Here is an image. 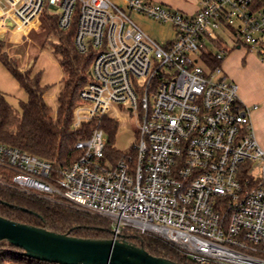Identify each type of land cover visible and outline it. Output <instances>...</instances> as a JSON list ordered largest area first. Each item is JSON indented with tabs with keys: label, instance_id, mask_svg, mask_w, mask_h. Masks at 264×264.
Segmentation results:
<instances>
[{
	"label": "built area",
	"instance_id": "obj_1",
	"mask_svg": "<svg viewBox=\"0 0 264 264\" xmlns=\"http://www.w3.org/2000/svg\"><path fill=\"white\" fill-rule=\"evenodd\" d=\"M258 0H198L187 13L152 0H0V38L30 31L47 10L59 27L75 22V46L93 56L73 127L94 121L79 155L50 161L0 142V186L157 234L198 264H264V149L239 86L204 54L231 29L264 58V6ZM54 8V11L52 10ZM139 13L170 23L159 41ZM226 50L216 53L222 58ZM137 119V140L116 160L106 153L102 119Z\"/></svg>",
	"mask_w": 264,
	"mask_h": 264
},
{
	"label": "trees",
	"instance_id": "obj_2",
	"mask_svg": "<svg viewBox=\"0 0 264 264\" xmlns=\"http://www.w3.org/2000/svg\"><path fill=\"white\" fill-rule=\"evenodd\" d=\"M257 6H264V0H258ZM47 28L45 43L58 58L63 71L61 89L57 95L58 108L54 114L45 95L50 87L43 84L41 72L22 67L16 56L11 55L12 43L0 38V61L27 93V100L20 102L18 111L0 90V142L17 146L22 150L50 161L54 171L70 165L79 155L76 142L90 135L94 121L83 123L74 128V108L80 102V91L88 82L92 55L80 53L75 46V22L67 30L59 27L57 15L47 10L43 12ZM55 38V42L51 39ZM211 68L221 66L222 58H217L211 50L204 54ZM102 126L109 138L106 153L111 160L118 159L123 152L114 146V136L118 129L116 119L104 117ZM0 215L31 225L41 226L79 237H114L108 219L58 204L24 192L0 186ZM122 238L143 246L156 256H163L179 264H198L177 245L163 237L126 227ZM22 248L0 242V264H57L35 259L22 253Z\"/></svg>",
	"mask_w": 264,
	"mask_h": 264
},
{
	"label": "rangeland",
	"instance_id": "obj_3",
	"mask_svg": "<svg viewBox=\"0 0 264 264\" xmlns=\"http://www.w3.org/2000/svg\"><path fill=\"white\" fill-rule=\"evenodd\" d=\"M121 3V0H114ZM158 2L157 0H152ZM160 3V2H158ZM54 11V8L52 9ZM143 25L149 27L148 33L156 37L159 41H166L171 37L172 28L169 23H158L155 21H141ZM152 29V30H151ZM14 35L10 53L16 56L22 67L32 69L33 73L41 72L42 83L49 84L46 93V101L52 107L53 113L57 111V94L60 89V82L63 78V71L58 58L51 49L50 43H45L47 28L43 16L41 23L30 31L10 32ZM9 35V37H10ZM7 37V39H9ZM55 42V38L51 39ZM226 50L221 60L222 73L228 80L238 84V96L246 105H258L253 112L254 126L257 138L264 148V58L258 49L250 48L248 44L239 41L237 35L231 29L219 31V39L209 44V50L214 53ZM0 90L7 95L8 101L21 111V101L27 100V93L19 85L17 80L0 61ZM120 118H117L118 129L114 136V146L122 151L132 150L134 142L137 140V119L134 115H124L120 109ZM108 140L109 134L105 132ZM111 229V223L108 224Z\"/></svg>",
	"mask_w": 264,
	"mask_h": 264
},
{
	"label": "water",
	"instance_id": "obj_4",
	"mask_svg": "<svg viewBox=\"0 0 264 264\" xmlns=\"http://www.w3.org/2000/svg\"><path fill=\"white\" fill-rule=\"evenodd\" d=\"M3 241L21 247L26 256L57 264H179L124 238L79 237L0 215Z\"/></svg>",
	"mask_w": 264,
	"mask_h": 264
},
{
	"label": "crops",
	"instance_id": "obj_5",
	"mask_svg": "<svg viewBox=\"0 0 264 264\" xmlns=\"http://www.w3.org/2000/svg\"><path fill=\"white\" fill-rule=\"evenodd\" d=\"M157 1L160 2V3H162V4L168 5V6H170V7L177 8V9H179V10H181V11H184V12H187V13H195V12L198 10V8H199V2H198V0H157ZM132 16H133V18L135 19V21L140 25V27H142L143 30H144L145 32H147V33H148V30H149V27H148L147 25H143L141 21H143V20H145V21H149V20H150V21H155V20L152 19V18L146 17V16H144V15H142V14L135 13V12L132 13ZM156 22L163 24V22H159V21H156ZM166 24H167V23H166ZM168 24H169V23H168ZM171 28H172V26H171ZM151 30H152V29H151ZM171 31H172L171 33H173V34H172L171 37L169 36V38H168L167 40L172 39V38L174 37V35H175L173 28H172ZM10 34H11V33H10ZM10 34H7V36H6L5 38L9 37ZM148 34H149V33H148ZM149 35H150L151 37L157 39L156 37L152 36L151 34H149ZM8 40H9L11 43L18 42V41H15V40H14V35H12V37H11V35H10V37H9ZM62 74H63V73H62ZM60 84H61V82H60ZM60 89H61V85H60ZM60 89H59V91H60ZM59 91H58V93H59ZM57 95H58V94H57ZM45 98H46V95H45ZM252 106H254V105H252ZM252 106H251V107H252ZM57 107H58V104H57ZM257 108H258V105H257ZM257 108H255V109H257ZM255 109L252 110V114H253V112H254ZM55 113H56V112H55ZM55 113H54V114H55ZM251 116H252V122H253V126H254L253 115H251ZM254 130H255V126H254ZM255 133H256V130H255ZM256 136H257V134H256ZM260 145H261V144H260ZM263 149H264V148H263Z\"/></svg>",
	"mask_w": 264,
	"mask_h": 264
}]
</instances>
